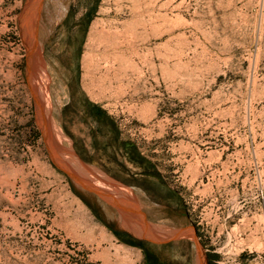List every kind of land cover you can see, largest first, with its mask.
I'll return each mask as SVG.
<instances>
[{"label": "rangeland", "instance_id": "rangeland-1", "mask_svg": "<svg viewBox=\"0 0 264 264\" xmlns=\"http://www.w3.org/2000/svg\"><path fill=\"white\" fill-rule=\"evenodd\" d=\"M138 212L264 264V0H0V264H145Z\"/></svg>", "mask_w": 264, "mask_h": 264}, {"label": "water", "instance_id": "water-1", "mask_svg": "<svg viewBox=\"0 0 264 264\" xmlns=\"http://www.w3.org/2000/svg\"><path fill=\"white\" fill-rule=\"evenodd\" d=\"M66 173L80 187L88 190L93 195H95L97 197H100V198L104 199L105 201L109 200V202L112 205H114V207L117 209V211L120 214H123L125 212V210H129V209L133 211L132 206H130L131 204L130 203L128 204L127 200H124L122 198H114L112 195L108 194L103 189L95 187L94 185H92L91 181L87 177H85L84 175H82L78 171L75 172V171H72V170H68V171H66ZM137 217L140 218L144 222V224L148 225V223H147V221H146V219H145V217H144V215L142 213L138 212L137 213ZM140 237H142V236H140ZM142 238H145V237H142ZM146 238H148L153 243H166V242H169V240L164 239L163 235L158 233V232H156L154 234H149V236L146 237ZM178 239H181V238L179 237ZM204 264H206L205 261H204Z\"/></svg>", "mask_w": 264, "mask_h": 264}, {"label": "flooded vegetation", "instance_id": "flooded-vegetation-1", "mask_svg": "<svg viewBox=\"0 0 264 264\" xmlns=\"http://www.w3.org/2000/svg\"><path fill=\"white\" fill-rule=\"evenodd\" d=\"M145 241H146L145 238H142L140 240V242H141L140 249L144 253L145 264H189L186 262L181 263V261L177 260L176 258L167 257L165 255V252L162 249V248L170 246L172 244V242H175V241L185 242L186 240L178 239V240H173V241H169L166 243H153V245L157 246L158 249L152 250V253H151L152 255H149V252H148L146 246L144 245ZM180 246H182V245H180ZM182 256L185 257L184 254Z\"/></svg>", "mask_w": 264, "mask_h": 264}, {"label": "bare ground", "instance_id": "bare-ground-1", "mask_svg": "<svg viewBox=\"0 0 264 264\" xmlns=\"http://www.w3.org/2000/svg\"><path fill=\"white\" fill-rule=\"evenodd\" d=\"M36 8H37V4H36V2H30V4L28 3L27 5H26V8H25V14H26V17H27V24H28V29H29V26H30V23H31V21H32V19L34 18L33 16L36 14L35 13V10H36ZM32 28V27H31ZM32 30V29H31ZM24 37H26V39L28 40V43H27V50L29 51V53H30V56H29V60H32L33 58H34V55L32 54V52H31V45H30V42L29 41H31V39H30V37H29V35L25 32V35H24ZM33 42V41H32ZM34 44V43H33ZM33 47V46H32ZM36 48H37V46H36ZM27 51V52H28ZM39 70V68H37L36 69V67H33L32 68V71H31V73H35L36 74V72ZM30 73V74H31ZM39 73V72H38ZM34 76V75H33ZM33 76H32V78H33ZM35 77V76H34ZM38 78V77H37ZM36 79V78H35ZM32 80V79H31ZM34 80V79H33ZM38 80V79H37ZM34 81H36V80H34ZM32 83H34L33 81H32ZM36 84V83H35ZM37 85V84H36ZM35 85V86H36ZM47 115H48V113H47ZM45 112H44V110L42 111L41 110V119L40 120H42V122L40 123V124H42L43 125V128L45 129L46 128V124H48V123H45ZM51 124V123H50ZM52 134V133H51ZM50 136V135H49ZM50 140H51V138H50ZM50 144V143H49ZM70 155V154H69ZM78 167V166H77ZM80 168V167H79ZM128 204H129V202H128ZM131 206V205H130ZM125 211H127V212H131L132 210H125ZM133 212V211H132ZM137 219H139V221L143 224V225H145V226H147V227H149L148 225H146V224H144V222L140 219V218H138L137 217ZM125 222V221H124ZM150 229H151V227H149ZM152 230V229H151ZM153 231V230H152ZM155 231V230H154ZM153 231V232H154ZM155 233H156V231H155ZM201 251V250H200ZM199 251V252H200ZM197 252V251H196ZM200 254H201V252H200ZM197 260V259H196ZM203 255L201 254V255H199V257H198V260H197V264H203Z\"/></svg>", "mask_w": 264, "mask_h": 264}]
</instances>
